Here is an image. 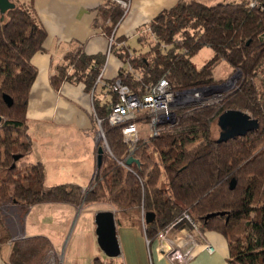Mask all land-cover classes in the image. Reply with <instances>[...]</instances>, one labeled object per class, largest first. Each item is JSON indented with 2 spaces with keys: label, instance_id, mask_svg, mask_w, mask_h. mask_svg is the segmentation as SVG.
Masks as SVG:
<instances>
[{
  "label": "trees",
  "instance_id": "16d2710c",
  "mask_svg": "<svg viewBox=\"0 0 264 264\" xmlns=\"http://www.w3.org/2000/svg\"><path fill=\"white\" fill-rule=\"evenodd\" d=\"M11 1L15 6L0 14V246L10 244L8 264L49 263L52 244L47 237L13 238L6 223L13 212L22 217L31 206L42 203L109 204L116 209L117 226L143 229L150 243L186 212L200 233L211 230L226 238L229 264H264V0L214 4L177 0L141 26L140 48L112 42L109 51L126 65L116 78L137 94L162 76L178 90L218 83L212 69L221 60L231 65L229 75L240 74L237 85L220 103L180 110L170 128L157 137L141 139L134 155L138 165H125L128 148L121 128L108 123L116 100L108 85L114 79L104 85L108 95L97 96V78L106 54H87L82 46L64 54L54 67L51 83L57 88L64 80L81 82L92 93L93 114L101 119L109 148L88 187L47 186L45 165L26 161L32 145L26 108L37 74L31 57L42 50L47 33L32 0ZM251 1L254 6L249 5ZM99 12L97 24L114 38L124 7L105 0ZM203 46L211 47L214 54L196 67L191 57ZM4 94L12 99L10 106ZM227 109L247 112L258 120V128L217 143L216 120ZM146 212L154 213L149 223L144 221ZM176 226L192 229L184 220ZM93 264L123 263L96 257Z\"/></svg>",
  "mask_w": 264,
  "mask_h": 264
},
{
  "label": "crops",
  "instance_id": "0c3cea01",
  "mask_svg": "<svg viewBox=\"0 0 264 264\" xmlns=\"http://www.w3.org/2000/svg\"><path fill=\"white\" fill-rule=\"evenodd\" d=\"M32 2L37 20L47 35L42 50L31 57L37 74L29 91L26 108L28 133L32 142L26 161L42 162L45 165L47 186L70 183L88 187L96 169L98 145V126L93 114L91 93L85 91L81 82L67 80L54 88L50 77L54 73V67L72 48L82 46L87 54H106L101 68V82L97 85V96L103 99L108 95L104 85L117 76L122 65H126L109 51L110 36L97 24L99 10L104 6L105 0ZM176 2L177 0H130L123 18L113 32L116 45L129 46L128 39H137L142 25L148 23L161 10L173 7ZM118 37L123 38L122 42L115 41ZM82 207L86 206L67 203L36 204L24 216H19V221L11 217L6 223L12 237L15 234L24 237L45 236L51 241L58 237V226L66 222L65 213H76ZM38 208L40 212L47 211V214H41ZM34 210H37L39 223H28ZM96 211L97 209L94 213ZM43 220L47 221L46 224H43ZM19 223L21 226L17 229ZM187 231L193 237L190 245L194 243V248L191 258L185 264H229L228 243L222 234L211 230L198 233L189 227ZM175 233V230L170 231L167 239L172 240ZM152 244L153 259L149 252L151 264H171L163 255L160 246L156 249V240ZM205 245H210L213 250L208 251ZM9 251V243L0 246V264H8ZM100 258L105 259V255Z\"/></svg>",
  "mask_w": 264,
  "mask_h": 264
},
{
  "label": "built area",
  "instance_id": "2783aa9c",
  "mask_svg": "<svg viewBox=\"0 0 264 264\" xmlns=\"http://www.w3.org/2000/svg\"><path fill=\"white\" fill-rule=\"evenodd\" d=\"M115 1L119 2L124 9L128 8L130 2V0ZM249 5L254 6L255 1H251ZM113 41L114 38L111 35L109 48ZM127 69L132 71L130 66ZM102 71L103 69L97 78L99 83L101 82ZM215 87H218V84L183 90L173 89L168 79L162 76L155 83L145 85L144 91L137 94L127 84L123 83L120 78L115 77L108 85V89L116 95V100L109 109L108 123L120 126L123 142L128 148L126 158L130 155H135L137 144L141 139L146 140L147 138L157 137L162 130L170 128L177 118L178 111L195 106L210 105L214 103V100L222 99L221 92H215ZM95 120L99 126V135L103 145L106 146V151L109 152L106 138L101 128V119L95 116ZM145 134L147 135L142 137ZM183 220L191 224L192 229L199 233L190 216L184 212L178 219L160 231L156 239L157 250L161 242L164 241L165 245L162 253L171 264H185L192 256L194 243L190 245L193 241L191 233L187 231L186 227L177 228L176 226ZM172 230H175L176 233L172 240H168L167 235ZM145 240L147 246L152 244L146 236ZM205 249L208 251L213 250L210 245H205Z\"/></svg>",
  "mask_w": 264,
  "mask_h": 264
},
{
  "label": "rangeland",
  "instance_id": "374dc122",
  "mask_svg": "<svg viewBox=\"0 0 264 264\" xmlns=\"http://www.w3.org/2000/svg\"><path fill=\"white\" fill-rule=\"evenodd\" d=\"M22 3V1L27 0H16ZM208 4H214L219 1H237V0H201ZM130 48H139L138 40L135 37H130L128 39ZM213 49L209 46L201 47L194 55H192V63L196 67L202 66L204 63L209 61L213 56ZM232 71L231 65L221 60L212 69V76L218 83L211 84L216 85L215 92H221L222 99L225 97L227 92L232 90L236 85L240 77L239 72H235L229 75ZM219 98V97H218ZM213 101V104H218L221 100ZM98 126V125H97ZM102 128V125H101ZM146 128V127H145ZM103 129V128H102ZM146 133V131H145ZM147 134L143 135L145 137ZM215 136H218V130L215 131ZM103 145L102 139L99 135L98 126V145ZM95 174V172H94ZM94 177V175H93ZM87 186V185H85ZM83 208V207H82ZM45 209V208H43ZM116 210L113 206L106 203H95L90 206H86L82 210H77V212L65 213L66 222L61 223L56 229L57 238L51 240L52 250L48 258V264H93L94 258L103 257V252L99 248L96 242L95 235V223H94V210ZM40 212V208L37 209ZM37 210H34L29 219L28 223L31 221L39 223V218L37 217ZM16 211V209L14 210ZM18 212V211H17ZM41 214H47L46 212H40ZM13 217L19 221L18 214L13 212ZM16 220V221H17ZM43 224L47 221L43 220ZM20 223L17 225V229H20ZM64 229L63 231H61ZM117 240L120 246V256L114 258L117 262H122L123 264H151L149 252L152 253L153 259V247L154 244L147 246L145 235L143 229L137 226L130 225H119L117 226ZM20 237V235L15 234L13 238ZM214 247V245H213ZM215 249V247H214ZM106 257V256H105ZM108 258V257H107Z\"/></svg>",
  "mask_w": 264,
  "mask_h": 264
},
{
  "label": "water",
  "instance_id": "95a60500",
  "mask_svg": "<svg viewBox=\"0 0 264 264\" xmlns=\"http://www.w3.org/2000/svg\"><path fill=\"white\" fill-rule=\"evenodd\" d=\"M15 4L11 0H0V14L3 15L7 10L12 9ZM3 17V16H2ZM3 99L7 105L12 104V99L4 94ZM2 117L0 116V126ZM216 124L219 128L218 136L215 139L217 143L226 142L231 138L243 136L249 131L256 130L259 126L258 120L251 117L247 112L240 109H227L220 113L217 117ZM106 146L99 145L96 153V169L101 167L102 155L106 151ZM19 155L14 156V160ZM132 163L139 164V159L134 156H128L125 159V165ZM94 174V175H95ZM235 186V179L230 181V188ZM154 219V213L146 212L144 215L145 223H149ZM96 242L104 255L108 258H116L120 256L121 250L117 240V224L115 222L114 210H99L94 215Z\"/></svg>",
  "mask_w": 264,
  "mask_h": 264
},
{
  "label": "bare ground",
  "instance_id": "6f19581e",
  "mask_svg": "<svg viewBox=\"0 0 264 264\" xmlns=\"http://www.w3.org/2000/svg\"><path fill=\"white\" fill-rule=\"evenodd\" d=\"M164 245H165L164 241H162L161 244L159 245L160 248L162 247V252H163V250H164Z\"/></svg>",
  "mask_w": 264,
  "mask_h": 264
}]
</instances>
